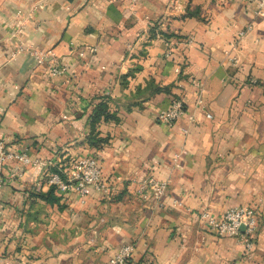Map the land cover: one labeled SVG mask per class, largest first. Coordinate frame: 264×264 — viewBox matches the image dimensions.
I'll use <instances>...</instances> for the list:
<instances>
[{
  "label": "crops",
  "instance_id": "1",
  "mask_svg": "<svg viewBox=\"0 0 264 264\" xmlns=\"http://www.w3.org/2000/svg\"><path fill=\"white\" fill-rule=\"evenodd\" d=\"M256 1L0 0V141L30 160L2 168L0 264H107L127 244L131 264H264V19ZM19 46L51 51L66 74L51 77L26 53L11 58ZM175 99L183 116L159 123ZM100 104L107 118L91 136ZM88 157L113 193L90 189L81 200L57 192L49 201L48 175ZM150 178L167 182L160 201L137 194ZM239 206L256 214L248 251L195 220Z\"/></svg>",
  "mask_w": 264,
  "mask_h": 264
},
{
  "label": "built area",
  "instance_id": "2",
  "mask_svg": "<svg viewBox=\"0 0 264 264\" xmlns=\"http://www.w3.org/2000/svg\"><path fill=\"white\" fill-rule=\"evenodd\" d=\"M132 5L135 0H123ZM246 1V0H245ZM175 9L180 10L179 7L173 6ZM42 9L43 3L36 6V9ZM183 13V11H182ZM264 19V0L256 1V13ZM23 24L18 26L15 34L19 35L22 32ZM250 30V27L246 31ZM245 35V31L238 34L239 38ZM189 44V42L187 43ZM165 58H170L173 54V45L171 43H165ZM235 45H231V51H234ZM89 51H92L90 49ZM20 53H26L37 66L47 65L49 68V74L51 77H61L66 74V68L61 66L54 54L51 51H41L36 47L19 46L11 55V58H15ZM229 56V53H225ZM233 66L237 65V59L235 57H229ZM175 73H179V68H175ZM201 104V100L198 101ZM184 110L180 100H174L170 106L162 110L157 115L159 123L166 126H172L183 116ZM209 117V115H207ZM192 122L193 120L190 119ZM187 130H183V134H186ZM180 154L177 153L173 156V166L176 168L179 166ZM7 161H15L18 164L25 166L30 163V160L25 154L8 153L5 144L0 141V189L3 188L5 180L2 176V168ZM19 175L13 173L11 178H16ZM46 183L49 186H54L60 193L76 194L81 200L87 196L90 189H95L103 194L113 193V187L109 184L103 183L101 179V171L97 160L95 158H83L70 162V165L62 173V176L58 173H50L48 175ZM146 190L150 191L152 197L156 201L162 200L166 196L167 182H158L155 179H148L138 184L137 194H142ZM195 220L204 224L209 230L216 233L218 236L223 237H236L241 242H244L246 250L251 249V242L249 237L256 227V214L255 211L249 207L239 206L228 209L221 219H216L208 211H200L195 216ZM241 228L243 230H241ZM134 251V247L131 244L122 246L115 255L108 261L107 264H131L130 260Z\"/></svg>",
  "mask_w": 264,
  "mask_h": 264
},
{
  "label": "trees",
  "instance_id": "3",
  "mask_svg": "<svg viewBox=\"0 0 264 264\" xmlns=\"http://www.w3.org/2000/svg\"><path fill=\"white\" fill-rule=\"evenodd\" d=\"M99 110V111H98ZM105 111H106V106H102V104H100V105H98V108H97V110H96V112H95V114H94V118H93V121H92V127L96 124V123H98V121H99V116H101V115H103V118L104 119H106L107 118V116H106V113H105ZM105 113V114H104ZM92 132H91V136L93 135V136H95V134H93L94 133V127H93V129L91 130ZM100 142V141H99ZM69 165V164H68ZM68 167V166H67ZM67 167H64L63 168V170H61V169H57L58 171H55L54 173H58V174H60L61 176H62V173L65 171V169H67ZM63 171V172H62ZM57 192H59L57 189H56V187H54V186H49V190H48V192L46 193V197H47V199L49 200V201H51V199H53V200H55L54 199V195H56V193Z\"/></svg>",
  "mask_w": 264,
  "mask_h": 264
},
{
  "label": "water",
  "instance_id": "4",
  "mask_svg": "<svg viewBox=\"0 0 264 264\" xmlns=\"http://www.w3.org/2000/svg\"><path fill=\"white\" fill-rule=\"evenodd\" d=\"M241 230H243V229L241 228Z\"/></svg>",
  "mask_w": 264,
  "mask_h": 264
}]
</instances>
